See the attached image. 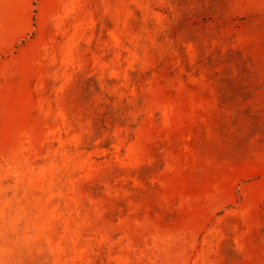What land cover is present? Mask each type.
<instances>
[{
	"label": "rangeland",
	"instance_id": "rangeland-1",
	"mask_svg": "<svg viewBox=\"0 0 264 264\" xmlns=\"http://www.w3.org/2000/svg\"><path fill=\"white\" fill-rule=\"evenodd\" d=\"M0 264H264V0H0Z\"/></svg>",
	"mask_w": 264,
	"mask_h": 264
}]
</instances>
